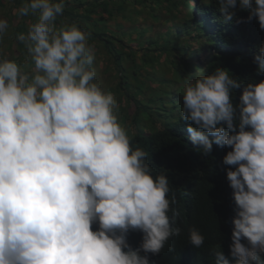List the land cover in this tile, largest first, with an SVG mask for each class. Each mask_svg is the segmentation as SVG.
<instances>
[{
	"label": "clouds",
	"instance_id": "1",
	"mask_svg": "<svg viewBox=\"0 0 264 264\" xmlns=\"http://www.w3.org/2000/svg\"><path fill=\"white\" fill-rule=\"evenodd\" d=\"M0 3V264H264V0Z\"/></svg>",
	"mask_w": 264,
	"mask_h": 264
},
{
	"label": "trees",
	"instance_id": "2",
	"mask_svg": "<svg viewBox=\"0 0 264 264\" xmlns=\"http://www.w3.org/2000/svg\"><path fill=\"white\" fill-rule=\"evenodd\" d=\"M162 3H166L169 8L174 10H183L182 6V0H160ZM208 1V0H207ZM11 6L13 8L11 11L14 13L15 10L20 5V0H9ZM103 3H98L94 1V3L91 5V7H96L97 5ZM1 5V3H0ZM198 8L202 9L203 5H198ZM9 12L10 10H7L5 15L9 18ZM15 14V13H14ZM14 14L10 16L9 20L13 21L15 19ZM17 16V15H16ZM25 17H20L19 26L23 28V19ZM184 18H187L186 15H184ZM185 24V22H184ZM195 27L196 29H199L196 24H192L190 28ZM104 28V25H103ZM90 41L93 42L95 46H101L104 48V50H112V47L114 45L120 46L121 42L119 39H115L111 36V34L106 31H95L93 33V36L90 38ZM216 41L220 44H226L224 42V39L217 38ZM230 43V41L228 42ZM227 43V44H228ZM172 45L175 49H179L181 45L174 41L172 42ZM148 139L147 138H144ZM225 203V200L220 198L218 193H211L206 194L198 191L196 193V200L194 205V219H193V228L199 229L201 234L204 236V244L201 248H199L196 251H203L205 248L210 246L213 243H223L226 240H228V236L231 235V229L228 228V221L227 219L230 218L228 209L225 208L223 205ZM195 249H192L191 252L194 253ZM183 256V252H179L177 259H172V263L169 264H180L179 261ZM264 259V256L263 258Z\"/></svg>",
	"mask_w": 264,
	"mask_h": 264
},
{
	"label": "rangeland",
	"instance_id": "3",
	"mask_svg": "<svg viewBox=\"0 0 264 264\" xmlns=\"http://www.w3.org/2000/svg\"><path fill=\"white\" fill-rule=\"evenodd\" d=\"M108 17V16H107ZM137 20V22H141V21H139L138 19H136ZM115 28H116V25H115ZM112 29H114V26L112 27ZM142 45L143 44V42L141 41L140 43H139V45Z\"/></svg>",
	"mask_w": 264,
	"mask_h": 264
}]
</instances>
